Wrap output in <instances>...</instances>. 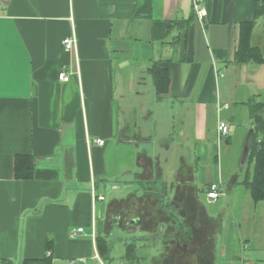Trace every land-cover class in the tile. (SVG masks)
I'll return each mask as SVG.
<instances>
[{
  "label": "crops",
  "instance_id": "1",
  "mask_svg": "<svg viewBox=\"0 0 264 264\" xmlns=\"http://www.w3.org/2000/svg\"><path fill=\"white\" fill-rule=\"evenodd\" d=\"M263 2L204 0L200 19L193 0H0V264H167L172 248L196 242L198 193L218 184L236 202L245 188L264 64L234 61L245 22L264 54ZM69 37L77 52L65 51ZM154 64L170 79L162 98ZM18 155L33 157L32 180L15 178ZM216 235L213 264L232 252Z\"/></svg>",
  "mask_w": 264,
  "mask_h": 264
},
{
  "label": "rangeland",
  "instance_id": "2",
  "mask_svg": "<svg viewBox=\"0 0 264 264\" xmlns=\"http://www.w3.org/2000/svg\"><path fill=\"white\" fill-rule=\"evenodd\" d=\"M237 142L233 150L239 153L241 150V142ZM232 172L231 167L226 163L224 165V182L227 194V185ZM237 191L240 192L237 195L238 197L236 196L235 198L236 202H232L231 200L234 198L236 192L231 195L229 194L227 198L223 196L216 202H210L207 194L203 193V191L198 193L200 203L196 201V224L200 223L201 227H196V242L190 240L188 245L186 244L185 250L183 249V245H181L180 250L175 249V247L172 248L171 255L169 256L167 254L166 256L169 258L167 264H176L173 262L176 260L179 261L177 264H213L211 250L214 231L217 232L216 241L220 249L224 246L229 247V250L232 249V252L228 253V258L219 256L216 264H226L227 260L240 264L242 258L249 264H264V202L256 205L252 201L250 193L243 187L238 188ZM244 204H247L246 214L249 217L247 221L239 214ZM201 206H204L209 217L213 218L214 222L218 224H215V228L207 218L204 210L200 208ZM191 217L193 218V216ZM242 234H247L248 239V248L243 253L240 251ZM114 251L115 253L120 252V246L118 244Z\"/></svg>",
  "mask_w": 264,
  "mask_h": 264
},
{
  "label": "trees",
  "instance_id": "3",
  "mask_svg": "<svg viewBox=\"0 0 264 264\" xmlns=\"http://www.w3.org/2000/svg\"><path fill=\"white\" fill-rule=\"evenodd\" d=\"M257 18H264V2L256 5ZM190 22V21H189ZM254 22H245L240 25L238 47L235 63L264 64L262 49L252 44ZM158 98L167 94L170 84L168 71L161 69L158 64L150 69ZM250 117L254 121L256 140L252 153L245 165L243 185L249 191L255 203L264 202V101L253 102L249 105ZM30 155H18L15 158V178L21 181H30L34 177V162ZM204 193V191H203ZM207 193V191H205ZM107 250V247H104ZM134 246L128 247L127 259H135ZM109 251L107 250L106 253ZM177 263L176 261H173ZM10 264V263H9ZM21 264H53L51 258L24 260ZM172 264V263H171Z\"/></svg>",
  "mask_w": 264,
  "mask_h": 264
},
{
  "label": "built area",
  "instance_id": "4",
  "mask_svg": "<svg viewBox=\"0 0 264 264\" xmlns=\"http://www.w3.org/2000/svg\"><path fill=\"white\" fill-rule=\"evenodd\" d=\"M203 1L204 0H193V7L195 11L197 12V15L200 19H203L206 17L207 12L205 8H203ZM63 47L65 51L67 52H77V40L74 37H69L64 39L63 41ZM72 74H68L67 72L63 71L60 73L59 78L62 82H69L71 80ZM219 136L225 137L228 132L229 128L225 122H220L218 127ZM95 143L97 145L103 146L105 144V141L102 139L95 140ZM207 198L210 202H216L221 197L225 195V191L221 186L218 184H213L209 187V190L207 191ZM97 200H104V197L98 196L96 197ZM83 232V229H74L71 233L72 238H76L77 235ZM85 259L79 260V262H76V264L85 263Z\"/></svg>",
  "mask_w": 264,
  "mask_h": 264
},
{
  "label": "water",
  "instance_id": "5",
  "mask_svg": "<svg viewBox=\"0 0 264 264\" xmlns=\"http://www.w3.org/2000/svg\"><path fill=\"white\" fill-rule=\"evenodd\" d=\"M263 120H264V114H263ZM255 140H256L255 128H251L246 137V141H245L244 148H243V155H242V160H241L242 166H245L247 161L249 160V157L252 153V150L255 144Z\"/></svg>",
  "mask_w": 264,
  "mask_h": 264
},
{
  "label": "flooded vegetation",
  "instance_id": "6",
  "mask_svg": "<svg viewBox=\"0 0 264 264\" xmlns=\"http://www.w3.org/2000/svg\"><path fill=\"white\" fill-rule=\"evenodd\" d=\"M183 249L185 250V248L183 247Z\"/></svg>",
  "mask_w": 264,
  "mask_h": 264
}]
</instances>
